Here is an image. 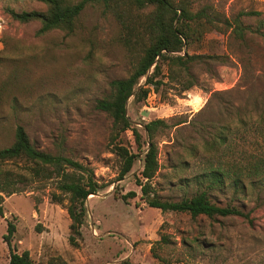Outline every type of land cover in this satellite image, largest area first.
<instances>
[{
    "label": "rangeland",
    "instance_id": "1",
    "mask_svg": "<svg viewBox=\"0 0 264 264\" xmlns=\"http://www.w3.org/2000/svg\"><path fill=\"white\" fill-rule=\"evenodd\" d=\"M5 6L45 9L40 0H0V148L12 143L21 125L37 148L90 167L95 180L107 186L88 196L76 244L69 241L67 200L52 199L54 181L4 195L0 264L8 262L10 251L24 250L34 264H264L263 181L245 179L243 191L228 186L210 193L217 205L235 206L248 218H209L149 207L136 183L142 153L117 180L120 161L109 145L111 119L95 102L109 92L112 79L129 74L138 47L125 44L130 30L112 12L88 5L72 32L36 36L38 22L20 23ZM204 6L220 18L247 10L260 14L241 17L253 29L244 40L230 31L204 34L196 52L219 54L226 61L214 62L212 69L194 66L197 81L191 89L179 93L174 87H151L144 101L129 99L127 114L143 138V122L163 118L168 124L156 132L159 167L149 180L151 194L161 200L195 193L196 176L216 161L188 149H201L203 140L219 131L227 129L226 164L243 165L264 156V42L256 31L264 21V0H191L194 11ZM121 137L136 153L130 131ZM127 192L135 196L123 200ZM9 222L15 230L8 245Z\"/></svg>",
    "mask_w": 264,
    "mask_h": 264
},
{
    "label": "trees",
    "instance_id": "2",
    "mask_svg": "<svg viewBox=\"0 0 264 264\" xmlns=\"http://www.w3.org/2000/svg\"><path fill=\"white\" fill-rule=\"evenodd\" d=\"M44 10H15L9 6L4 11L20 23L38 22L36 36H43L53 30L72 32L80 13L88 5H100L112 12L130 30L125 44L137 46L136 61L126 77L114 78L109 82V92L95 102V108L106 113L111 119L109 145L120 161L118 178L123 179L131 170L133 163L142 153V168L136 176L142 198L149 207L162 212L176 211L189 213L191 217L248 214L232 205H217L211 200L213 190L233 187L234 192L243 191L245 179L251 184L261 180L264 183V156L243 165L226 164L224 157L229 148L227 129L219 131L211 138L203 140L201 149L191 147L192 155L204 153L210 163L203 172L196 176L198 187L191 196L180 200H161L151 194V180L159 167L156 132L168 126L163 118H155L142 123L145 138L127 114L128 101L142 102L150 88L155 91L164 87H174L179 93L196 85L192 71L196 65H205L212 69L214 62H225V56L196 52L206 32L215 30L230 33L245 39L247 31H253L244 25L243 15H259L258 11H239L232 19L220 16L209 6L192 10L191 0H40ZM134 32L133 34L131 32ZM256 31L264 42V21L260 20ZM1 60V58H0ZM144 77L143 84L140 79ZM181 121L179 123H183ZM178 123V124H179ZM127 131L133 136L137 152H133L123 143L121 135ZM54 181L57 192L52 199L58 203L67 200L65 208L70 219L69 241L77 243L81 237L88 196L97 194L106 184H99L93 170L71 159L61 152L51 153L37 148L29 139L21 125L14 130V139L8 146L0 148V216L3 214L4 195H11L24 190L27 185ZM110 185V184H109ZM108 185V186H109ZM134 192H127L123 200L134 197ZM15 226L9 222L4 239L10 244ZM6 264H34L29 252L10 251ZM47 264H53L48 262Z\"/></svg>",
    "mask_w": 264,
    "mask_h": 264
},
{
    "label": "water",
    "instance_id": "3",
    "mask_svg": "<svg viewBox=\"0 0 264 264\" xmlns=\"http://www.w3.org/2000/svg\"><path fill=\"white\" fill-rule=\"evenodd\" d=\"M92 195H94V194H92Z\"/></svg>",
    "mask_w": 264,
    "mask_h": 264
}]
</instances>
